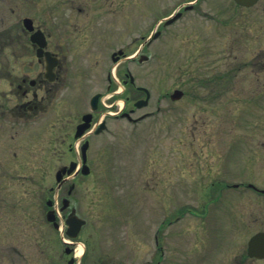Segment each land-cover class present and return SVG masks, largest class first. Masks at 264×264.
<instances>
[{"label": "rangeland", "instance_id": "rangeland-1", "mask_svg": "<svg viewBox=\"0 0 264 264\" xmlns=\"http://www.w3.org/2000/svg\"><path fill=\"white\" fill-rule=\"evenodd\" d=\"M188 1L0 0V35L11 28L16 33L25 16L38 22L42 10L61 23H106L107 33L121 26V41L117 29L113 38L103 33L93 39L92 51L84 44L86 37H63L70 39L62 45L70 48L64 53L75 63L76 74L70 91L59 93L49 120L59 118L62 124L76 111H90V96L106 91L107 71L116 67L110 53L118 48L126 55L115 70L121 68V111L125 96L130 98L126 110L145 98L141 91H125L124 73L151 93L148 106L133 117L153 115L137 124L110 120L104 139L90 142L91 173L64 185L63 190L75 184L74 193L64 196L87 220L79 237L85 264H235L246 240L229 237L224 224L236 217H264V199L245 187L232 188L247 180L264 188V0L250 9L233 0H199L173 24L159 26ZM158 29L160 37L145 46ZM141 55L149 60L140 63ZM176 89L185 94L173 101ZM103 101L107 109L110 103ZM12 114L0 117V163L17 174L25 167L30 181L45 184L40 191L50 196L59 167L80 160L81 142H54L55 130H41L44 122L37 113L28 121ZM67 144L75 150L67 152ZM217 181L222 184L215 192ZM224 184L231 187L220 190ZM36 200L31 194V230L42 212ZM68 212H60L61 217ZM19 238L17 233L9 241Z\"/></svg>", "mask_w": 264, "mask_h": 264}, {"label": "flooded vegetation", "instance_id": "flooded-vegetation-1", "mask_svg": "<svg viewBox=\"0 0 264 264\" xmlns=\"http://www.w3.org/2000/svg\"><path fill=\"white\" fill-rule=\"evenodd\" d=\"M25 18L31 17L25 16L22 19V26L16 29V33L11 28L0 35V83L4 82L5 84V86H0V98H2L0 100V117L16 115L12 114L15 111L18 116L17 121H28L37 113L39 114V120L44 122L41 130L46 132L48 126L51 130H55V136L52 138L54 142L66 141L67 143V140L77 141L78 127L82 124L83 117L91 113L90 128L82 135V144L85 141L91 142L94 137L104 139V134L110 132V120L121 121L122 118L128 119L134 124L142 121L122 117L125 113L132 116L137 109L134 106V102L132 108L126 110V106L128 107V102L130 101V98L126 97L121 111V68L115 73L116 68L121 66V48L110 53V59L116 65L115 70L111 71L109 69L107 71L106 91H98L90 96L88 102L90 111H76L68 118L66 123L62 124L59 122V118H55L54 121L49 120L48 115L51 111H54L56 100H59V93L61 94L63 90L70 91L71 85H69V81L71 82V79L76 74L75 63H71L70 55L64 53L65 51L68 52L70 48L67 47L66 43L64 47L62 45V40H69L68 42H70V39L63 37L74 34L77 41H80L82 37H86L84 44L89 46L90 51H92L93 39L95 40V36L103 33L111 35L113 38L114 31L117 29L120 34L119 41H121V26L116 29L111 28L110 33H107L106 23H94L93 21L84 25L81 23H61L56 20H49L44 10L41 11L38 22L31 18L32 22H28L27 26ZM18 61L22 62L17 63ZM125 77L123 84L127 87L126 89L132 90L134 87L137 91H140L135 82L131 81L129 74L126 73ZM90 82V87H93V81ZM89 84L87 85L88 87ZM110 92L112 94L104 98L105 94ZM8 94L11 96L9 97ZM96 94L99 95L98 106L96 110H92L91 99ZM103 99H108L110 103V105H106L107 109L102 106L104 104ZM47 122L50 123L47 124ZM103 123L104 125H102ZM62 125H67L63 131H61ZM14 136V134H11L10 138L13 140ZM67 145V152L75 150L71 144ZM6 149L7 145H5L2 153ZM89 150H91V143L88 147L87 156ZM81 153L82 147L80 156ZM13 154L16 155V153ZM63 167L60 166L58 170ZM26 171L27 169L24 167L20 169L21 174H17L13 169L10 170L8 166L6 167L5 162L3 164L0 163V255L2 256L0 264H85L86 250L83 257H79L77 254L81 234L77 239L70 238L73 230H67V217H56L52 216L54 215L53 213L49 214L51 211L55 212L57 203L58 208H62L64 200L67 198L64 196L65 192H67L68 197L71 196L75 191V184L72 183L63 190L64 185L67 183L66 181L60 187L56 186V192L53 187L49 188L50 192L54 193V196L58 193V196L61 197L60 204L59 200H56V197L53 196V193L45 197L47 194L44 195L40 191L45 190V184L31 182ZM221 184L222 182L220 181L212 183L215 192L217 191L216 187ZM31 185L37 188L36 192H34L36 194L31 193ZM206 186L203 187V191L205 194L210 195V191H207L209 186ZM222 187L220 190L228 189L231 186L224 184ZM241 187L250 190L260 200L264 199V188L255 185L253 182L247 180L246 183L232 184L233 189ZM31 194L37 196L36 206L42 211V214L37 213L38 217L36 219L35 217L33 218L32 223L34 225L32 230L30 229L29 203ZM39 197L41 205L39 204ZM219 197L220 195L211 199V203H216ZM70 205L69 212L74 208L71 202ZM192 217L204 218L213 216L195 214ZM85 221L84 227L87 226V220L85 219ZM61 224L65 226L63 231L60 229ZM223 227L222 231L229 237L235 238L238 235H242L241 237L246 240H244L246 247L244 246L240 254L241 261H236L235 264H264V238L255 247L257 255L251 256L249 253L250 240L256 235L264 234V217H236L235 221L229 220ZM237 232L240 233L236 235ZM17 233L20 238L16 241L11 239L10 242L9 237L13 238ZM170 264L173 263L170 262Z\"/></svg>", "mask_w": 264, "mask_h": 264}, {"label": "water", "instance_id": "water-1", "mask_svg": "<svg viewBox=\"0 0 264 264\" xmlns=\"http://www.w3.org/2000/svg\"><path fill=\"white\" fill-rule=\"evenodd\" d=\"M237 3H239L240 5L243 6H253L254 4H256L258 2V0H235ZM179 16V15H178ZM178 16L174 17L173 19L169 20L166 22V24H169L170 22H172L173 20H175ZM28 22H32L31 19H25V24L28 26ZM158 35V34H157ZM157 35H155V37H157ZM154 37V38H155ZM123 54V52L121 51V55ZM146 57H143L140 61L142 62L143 60H145ZM147 93V97L145 100H141L139 102L136 103V106L141 108L143 106H146L148 104V101L150 99V93L147 89H144ZM183 96V92L180 90H176L173 95L171 96V98L173 100H178ZM97 98L98 96H95L92 100V104L95 106V103L97 102ZM91 120V115H87L84 117V124L79 128V133L77 134V137L80 136L87 128H89V123ZM88 148V143H85L83 145V162H84V168L82 170V173L84 175H87L89 173V168L86 165V156H85V152L86 149ZM76 168V164H72L71 167L68 170V174H71ZM65 174V170H63L62 172L58 173V181L60 180V178L62 177V175ZM64 207L62 210L66 209L68 207V201L66 200L64 203ZM68 224H69V229L73 228L74 229V233L71 234V237H77L81 228L83 227V225L85 224V221L80 219L77 215H76V211L75 209L69 214L68 216ZM264 235L260 234L257 235L256 237H254L251 242H250V246H249V253L250 255L254 256L257 255L256 251H255V247L256 245L259 244V242L261 240H263Z\"/></svg>", "mask_w": 264, "mask_h": 264}, {"label": "bare ground", "instance_id": "bare-ground-1", "mask_svg": "<svg viewBox=\"0 0 264 264\" xmlns=\"http://www.w3.org/2000/svg\"><path fill=\"white\" fill-rule=\"evenodd\" d=\"M83 251H84L83 247L79 248L78 255H82L83 254Z\"/></svg>", "mask_w": 264, "mask_h": 264}]
</instances>
